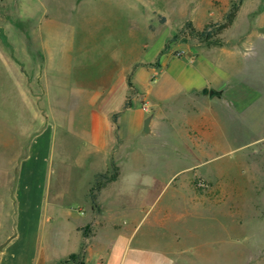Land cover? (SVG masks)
<instances>
[{"label":"rangeland","instance_id":"rangeland-1","mask_svg":"<svg viewBox=\"0 0 264 264\" xmlns=\"http://www.w3.org/2000/svg\"><path fill=\"white\" fill-rule=\"evenodd\" d=\"M240 1L0 0V244L15 233V187L34 137L59 120L60 107L75 117L86 108L70 81L105 87L118 69L149 61L163 44L164 54L178 59L192 63L203 55L222 64L240 83L227 88L236 94L212 100L203 133L189 118L178 161L170 162L177 151L171 133L155 151L148 147L146 191L128 181L130 163L119 185L111 180L121 176L116 161L94 175L106 169V154L80 142L70 126L59 131L50 161L58 197L52 227L73 221L67 212L74 207H92L100 217L88 229H97L93 261L103 264H154L155 255L175 252L194 264H264V0ZM234 6L233 25L220 33ZM188 22L197 32L210 25L222 45L203 44ZM61 79L69 84L59 85Z\"/></svg>","mask_w":264,"mask_h":264},{"label":"crops","instance_id":"crops-1","mask_svg":"<svg viewBox=\"0 0 264 264\" xmlns=\"http://www.w3.org/2000/svg\"><path fill=\"white\" fill-rule=\"evenodd\" d=\"M162 48L163 44L149 61L141 62L140 67L138 65L131 67L130 62L126 69H118L116 74L102 83L105 87L90 89L79 87L74 79L70 81L73 93L78 96L77 101L80 100L81 105L86 101V108L78 110L75 117L67 112L69 106L64 110L60 107L59 120L49 123L37 137H34L30 153L19 167L14 194L17 219L15 233L2 250L0 264H103V259L93 261L97 237L96 221L100 217L95 214L92 207L86 213H81L74 207L72 211L67 212L68 218H72L73 221L68 219L58 231L52 227L54 218L51 216L57 210L58 197L56 192L50 189V161L59 131L63 132V129L66 131L70 126L76 129V137L80 142H85L90 148L106 154V169L96 171L94 175L107 171L108 165L116 161L121 167V176L114 184L119 185L125 182L122 175L123 165L130 163L133 167L128 181L135 185L134 190L138 188L146 191L148 147L152 152L155 151L162 136L171 133L170 140L175 142L172 147L177 151L171 154L170 162L172 164L178 161L180 158L178 149L185 148V136L182 139L181 131L186 132L189 118L192 116L196 119L194 121L199 125V132L203 133L205 127L208 129L210 125L212 100L218 99L221 92L229 95L228 97L236 94L237 89L228 92L227 88L230 84L236 87L240 83L222 69V64H215L203 55L191 63L162 53ZM122 51V55L125 56L126 50ZM63 53H68L66 48ZM158 54H161L159 64L155 66L153 62ZM122 59L124 61L123 57ZM139 74L143 81L138 80ZM129 75H132L137 93L133 95L132 106L124 108L130 93L127 79ZM152 76L157 78L152 81ZM61 80L59 85L69 84L67 80ZM182 98L188 102L192 101L196 109L191 112L187 104L182 102ZM142 102L149 107V112L143 110ZM148 118L150 132L145 133L144 124ZM118 155L120 157L117 161L114 156ZM176 174L178 173L174 172L172 175ZM91 186L92 182L89 185V192ZM118 192L120 194L121 190ZM88 226L95 228L90 231L87 229ZM72 256L78 257V260H71ZM132 257L134 261L137 259L142 263L146 262V257L135 255ZM154 257H156L153 259L154 264L195 263L194 258L190 256L183 258L179 252L160 253ZM223 259L226 262V258ZM219 260L221 261L222 257Z\"/></svg>","mask_w":264,"mask_h":264},{"label":"trees","instance_id":"trees-1","mask_svg":"<svg viewBox=\"0 0 264 264\" xmlns=\"http://www.w3.org/2000/svg\"><path fill=\"white\" fill-rule=\"evenodd\" d=\"M241 2H242V0L240 1V4H241ZM235 7H237V6H234L233 11L230 12L226 16V22L220 26V33L226 31L227 29H229L233 25V23H234V21L236 19V15H237V10L235 9ZM185 27L190 28L192 33H194V32L197 33V35L201 39L202 43L207 45V46H221L222 43H223L220 38L217 39L215 37L214 33L209 31L210 25L207 26L203 31H199V32H197V30H195L192 27L191 22H188ZM165 51H166V49H164V51H162V53H165ZM127 79H128V86H129V89H130V91H129L130 93L128 95V100L126 101V103L124 105V108H129V107L132 106L133 95H134V93H137L136 92L137 89H136L135 85L132 82V75H129ZM118 176L119 175L115 176L111 180L112 181H116ZM97 197L98 196H96V195H92V197H91L92 203H95V201L97 200ZM89 228H90V226L87 227V229H89ZM70 259L74 260V261H77L78 257L72 256Z\"/></svg>","mask_w":264,"mask_h":264},{"label":"water","instance_id":"water-1","mask_svg":"<svg viewBox=\"0 0 264 264\" xmlns=\"http://www.w3.org/2000/svg\"><path fill=\"white\" fill-rule=\"evenodd\" d=\"M150 118H148L146 121H145V124H144V132L145 133H149L150 132ZM9 240H7L6 242H4L3 244H0V251H2L4 249V247L8 244Z\"/></svg>","mask_w":264,"mask_h":264},{"label":"built area","instance_id":"built-area-1","mask_svg":"<svg viewBox=\"0 0 264 264\" xmlns=\"http://www.w3.org/2000/svg\"><path fill=\"white\" fill-rule=\"evenodd\" d=\"M148 109H149V108H148L147 106H144V110H145V111H148Z\"/></svg>","mask_w":264,"mask_h":264}]
</instances>
